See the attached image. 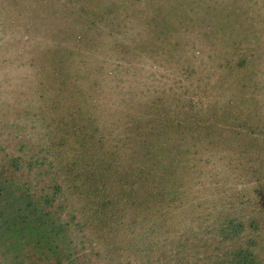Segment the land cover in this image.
<instances>
[{
  "label": "rangeland",
  "instance_id": "obj_1",
  "mask_svg": "<svg viewBox=\"0 0 264 264\" xmlns=\"http://www.w3.org/2000/svg\"><path fill=\"white\" fill-rule=\"evenodd\" d=\"M0 264H264V0H0Z\"/></svg>",
  "mask_w": 264,
  "mask_h": 264
}]
</instances>
